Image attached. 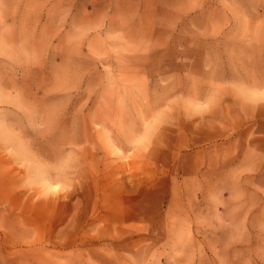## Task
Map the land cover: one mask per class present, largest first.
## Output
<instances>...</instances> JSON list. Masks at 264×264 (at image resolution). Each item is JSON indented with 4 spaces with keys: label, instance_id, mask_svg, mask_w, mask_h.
<instances>
[{
    "label": "rangeland",
    "instance_id": "rangeland-1",
    "mask_svg": "<svg viewBox=\"0 0 264 264\" xmlns=\"http://www.w3.org/2000/svg\"><path fill=\"white\" fill-rule=\"evenodd\" d=\"M0 264H264V0H0Z\"/></svg>",
    "mask_w": 264,
    "mask_h": 264
}]
</instances>
